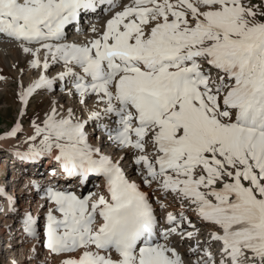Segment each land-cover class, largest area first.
<instances>
[{
  "label": "snow or ice",
  "instance_id": "6c2138e0",
  "mask_svg": "<svg viewBox=\"0 0 264 264\" xmlns=\"http://www.w3.org/2000/svg\"><path fill=\"white\" fill-rule=\"evenodd\" d=\"M93 16L108 18L85 30ZM73 28L86 39L70 40ZM0 39L38 73L21 79L18 116L0 140L18 139L30 98L58 86L70 104L32 118L13 154L54 159L78 187L103 182L83 197L43 189V246L60 264H264V5L0 0ZM113 149L130 156L139 183ZM142 186L162 211H179L161 220ZM17 214L38 239L39 218Z\"/></svg>",
  "mask_w": 264,
  "mask_h": 264
},
{
  "label": "bare ground",
  "instance_id": "6f19581e",
  "mask_svg": "<svg viewBox=\"0 0 264 264\" xmlns=\"http://www.w3.org/2000/svg\"><path fill=\"white\" fill-rule=\"evenodd\" d=\"M107 18H108L107 16H101L100 18H97V17L93 16L90 21H85L84 28H85V30L89 29L90 28V24H92V23L96 24V26L98 28H102L103 24H104V22H105V20ZM73 39H76V40H79V41H83V40L86 39V36L85 35H76V32H75V33H72L70 40H73ZM16 51H18L25 58L23 53H21L19 51V49L16 48L13 44L7 43L3 39H0V58H4L5 56L10 55V56H12V58H14L13 61H17L16 57H15V54L17 53ZM13 70H14V66H13ZM58 70L59 69L53 70L50 75H55V72L58 71ZM19 72L20 71H17V72L14 71V75L19 73ZM37 75H38V73L35 70L27 69V73L25 74V77H24L25 82H26L25 86H27V84L32 79H34ZM54 88L58 90V95L57 96H59L60 98L61 97L64 98V101L67 102L66 106H68L70 104V101L66 97L65 93L61 92L58 86H54ZM46 94L51 95V93H46ZM55 99H56V97H53L52 101H56L57 103L61 102L60 100H55ZM76 106H77V108H80V106L78 105V102H77ZM77 114L79 115L81 113L78 112ZM22 133L28 135L27 132L23 131ZM8 141H12V140H8ZM8 141H4L3 140L2 143H6ZM114 150H116V149H114ZM12 151H13V153L16 152V150H12ZM117 153H120V152H117ZM122 155L126 156L124 164H125L126 171H127L128 175L131 178H133V179H137V182L139 183V179L135 177V173H134V170H133L134 169V165L131 164L130 156L125 154V153H123ZM15 164L17 165V163H15ZM44 166L45 165L43 163V164L36 165L35 168H29L28 169L29 172L28 173L25 172V173H27V174L24 175L25 177L21 178L20 176H16V178L12 179L11 182H10V187H11V189L13 191L12 192L13 195H12V198H11L12 201H13V204H14L15 199L17 201L19 199L20 203H24V205H19L18 208L20 210H22V209L28 210V211L32 210L34 212L33 216L34 217H39V220H40V223H41V228H42V225H43V218L46 215V212H47L48 208L52 207V206L47 204V206L41 207V204H40V202L37 199L36 190L32 191V190L26 189V192H24V191L21 190V187L17 188L16 186L13 187L12 185L15 182H18V181L21 182V183L24 182V186H25L24 188H28L33 183H35L36 185H38V183L44 184V182H45L44 176H34L33 177V173H32L33 170H36L37 173H41L42 172V167H44ZM21 168L25 169L24 166H21ZM7 170H8V167H7V164L5 163V161H0V172L2 173V176H0V182L2 183L1 184V188L4 187V181H2L4 179L2 177L7 174ZM50 170L51 169H49L47 174L52 175L53 171H50ZM37 173H35V174H37ZM24 180H26V181H24ZM51 180H53V183H54L55 179H53V177H52ZM33 181H35V182H33ZM53 183H50V184L52 185ZM97 185H99V187L96 186L95 190H93V194H101L102 193L101 184H97ZM46 187H48V186H46ZM46 187H42L41 192H43V189L46 188ZM142 188H143V186H142ZM65 190H69V191L71 190V191L75 192L76 194H79L82 191V188H80V187L70 188L69 186H66ZM143 190L146 191L147 193H149L151 189L143 188ZM149 196L151 197V202H152L153 206L155 207V209L156 210L160 209L159 205L157 204V199H155V197L153 195H149ZM34 197H35V199H33ZM0 207L3 208V210H0V212L5 215V217H1L0 216V220L1 221L4 220L6 222L8 220V218H12V217L16 218V216L13 213L3 212V211H5L4 210L5 209L4 205L0 204ZM166 211L178 212L179 211V206L175 205L173 207H169L168 209H166ZM166 211H164L165 214H166ZM8 215H10L11 217L8 216ZM40 217H43V218H40ZM190 219H192V221L196 225V227L201 228V231L206 234L207 230L204 229L203 226H201V224L196 220V217H195L194 214H192ZM9 226L10 225H7V224H3L2 226H0V238H2V240H4L5 243H7L6 241L9 242V240H11L12 239L11 237L13 236V234L11 233L12 236L7 237L8 233H9L8 232V227ZM189 230H191V229H189ZM19 231H20V229L15 230V233H17L16 234L17 236L14 235V236L17 237V238H15L16 242L15 243H11V244H7L5 252L7 254H9L7 256V257H9L8 258V264H16V263L13 262V258H14L15 255H18L17 256L18 258H24V260L22 262L25 263V264L28 261H31V263L29 262L30 264H60L61 257H57L55 255L48 254L47 252H45V253L43 252L44 251V246H42L43 245V240H41L39 238L36 239V240H34V239L33 240L25 239L22 236V233L19 232ZM203 238L204 237H200V239H203ZM13 240L14 239H12L11 241H13ZM188 243L193 244V243H195V240L189 241ZM40 249L43 250V251H41ZM180 251L183 253V252L186 251V248H181ZM57 259H59V261Z\"/></svg>",
  "mask_w": 264,
  "mask_h": 264
},
{
  "label": "rangeland",
  "instance_id": "374dc122",
  "mask_svg": "<svg viewBox=\"0 0 264 264\" xmlns=\"http://www.w3.org/2000/svg\"><path fill=\"white\" fill-rule=\"evenodd\" d=\"M251 2L252 4L264 5V0H251ZM16 52L17 53L15 54V57L17 61H13L14 58H12V56L10 55L5 56L4 58H0V77H3V79H0V134H3L6 130H9L12 124L14 123V121L16 120L18 116V109L20 107L16 93L18 91V87H19V83L21 79L23 80L24 85L26 83L24 77L28 69L27 58L26 57L24 58L18 51ZM13 66H14V70H13ZM21 70H23V76H21ZM14 71L15 72L20 71V72L14 75ZM57 95H58V90L55 89L54 93H51V95H48L46 93L43 95L34 94V96L30 98V102L27 108V116L23 118V121H22L24 132H27L28 135L31 134L30 120L37 116H39L40 118H43L45 112L50 108L53 97H56L55 100L61 101L58 104H64L66 106L67 102L64 101V98L61 97L62 98L61 99ZM37 123H39V120H37ZM25 137H26V134H23L21 132L19 134L18 139H13L12 141H8L6 143H2L3 140H0V157L7 155L9 153L7 151H10L11 149L12 150L16 149L18 151L25 150V148L21 146V141H23ZM38 176H42V175H40L39 173ZM12 186L13 187L16 186L17 188L21 187V190L26 192V189L24 188L25 187L24 182L21 183L18 181V182H15ZM91 190H93V188ZM7 192L8 194H11V190H8ZM35 197L33 199H35ZM19 205H24V203L18 202L17 208L19 207ZM23 210L24 209L20 210L18 208V212L21 215L25 211ZM29 211L32 212V210H29ZM0 216L5 217V215L4 216L0 215ZM9 221L11 222L10 218L6 222L4 220L3 221L0 220V226H2L3 224L10 225ZM10 234L8 233L7 237L12 236V234L11 235ZM11 238L14 240L11 241L12 240L11 239L9 240V242L6 241L7 243H5L4 240H2V238H0V264H8L9 257L7 256L9 254L5 252L7 244L16 242V239L14 238V236H12ZM43 252L45 253V251ZM17 256L18 255L14 256L13 262L16 264H25L22 262L24 258H18ZM57 260L59 261V259ZM29 262L31 263V261H28L26 262V264H30Z\"/></svg>",
  "mask_w": 264,
  "mask_h": 264
}]
</instances>
